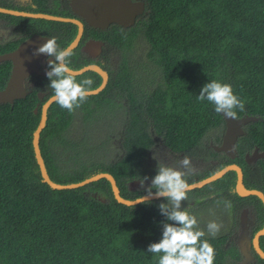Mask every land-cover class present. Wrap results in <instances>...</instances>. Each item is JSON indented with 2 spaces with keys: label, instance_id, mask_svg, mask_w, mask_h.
<instances>
[{
  "label": "trees",
  "instance_id": "1",
  "mask_svg": "<svg viewBox=\"0 0 264 264\" xmlns=\"http://www.w3.org/2000/svg\"><path fill=\"white\" fill-rule=\"evenodd\" d=\"M48 1L28 0L21 5L0 0V7L71 17L48 7ZM141 1L144 14L133 26H115L105 34L86 28L73 50L74 70L98 64L80 51L98 44L96 39L112 46L118 60L114 67L109 61L98 64L108 74L107 85L98 95L88 96L80 108L69 113L55 102L49 107L39 148L55 183H77L109 173L123 198L146 195L148 188L130 192L129 184L149 176L146 158L154 138L175 154L196 156L199 149L201 158H214L206 148L207 138L223 129V117L206 100H197L203 85L212 80L232 85L234 94L247 101L243 112L236 109L237 118H258L237 142L240 156L253 145L264 152V0ZM0 21L12 26L13 35L25 36L0 41V55L35 34L56 36L58 44L67 47L77 33L70 23L2 14ZM88 39L92 40L83 45ZM11 66L0 63V90L7 84ZM84 78L93 80L92 90L101 83L93 72L77 76ZM49 84L44 76L24 98L0 104V264H158V257L147 248L162 238V221L173 223L158 208L166 203L164 198L128 207L114 200L104 179L61 191L42 182L31 140L41 105L52 95ZM78 114L87 121L81 124L90 134L75 129ZM103 117L117 124V130L103 134L107 143L118 133L120 147L113 159H106L112 154L103 153L101 143L92 141L89 124ZM234 178V173L226 174L224 191ZM202 239L215 249L214 264L239 258L233 246L225 248V235L206 234Z\"/></svg>",
  "mask_w": 264,
  "mask_h": 264
},
{
  "label": "clouds",
  "instance_id": "2",
  "mask_svg": "<svg viewBox=\"0 0 264 264\" xmlns=\"http://www.w3.org/2000/svg\"><path fill=\"white\" fill-rule=\"evenodd\" d=\"M58 37L53 36L33 51L34 56L41 54L54 57L47 61L46 76L50 81L47 86L52 90L51 99L69 113L80 108L87 101L92 91L91 78L77 79V72L71 67L73 50L71 47H61ZM199 102L207 101L214 106L216 113H223L225 117L237 118L236 109L243 112L246 100L234 94L232 85L212 80L200 90L197 96ZM155 159V155L153 157ZM190 157L184 156L176 162V166L157 164V174L151 178V187L146 195L136 203H145L150 197L164 198L167 203L158 205L160 213L167 221L161 222L162 238L159 242L149 244L147 251L158 257V264H214L215 249L205 237V230L199 227L197 217L187 208L181 207L182 201H188L191 185L188 182L193 172ZM148 177L140 181L143 186ZM153 189L155 191L153 192ZM221 203L218 201V204ZM226 209L232 207L230 201H222ZM222 223L215 220L208 222L207 235L215 238L219 235Z\"/></svg>",
  "mask_w": 264,
  "mask_h": 264
},
{
  "label": "flooded vegetation",
  "instance_id": "3",
  "mask_svg": "<svg viewBox=\"0 0 264 264\" xmlns=\"http://www.w3.org/2000/svg\"><path fill=\"white\" fill-rule=\"evenodd\" d=\"M26 1L28 2V0ZM20 2L22 4H25L24 1L20 0ZM47 6L54 8L59 12L68 14L71 16V18L80 19L84 24V29L86 28L93 29V27L88 26L86 24V22L83 20V18H81V16H79L73 11L72 0H50L48 1ZM115 26L125 28L122 25L111 23L105 29L103 28L101 29L95 28V29H98L99 33L105 34ZM5 27L9 28V26L8 27L5 26ZM24 37H25L24 35H19V34L17 36L13 35V39L7 40L5 42L21 39ZM91 40L92 39L86 40L83 43V45H85L87 42ZM93 41H96L98 44L92 45L89 50L87 49V52H83L84 56L89 57L90 59H94L96 62H98V64L109 61L111 66L117 65V62H115L116 64L112 63L113 58L116 55V54L114 55V52L116 50H114L112 46L107 45V43L103 40V38L96 39ZM50 59H54V57L46 56L44 60L46 61V67H48L47 61ZM44 76L46 75H42L39 73L31 74L29 77L26 78L27 88L29 90L36 88V86H38L42 82V77ZM81 123L83 125H86L87 121L83 117L82 118L78 117L74 121V126L76 127L78 126V128L80 129L79 134L88 132V129L83 128ZM247 125L242 126L241 128L242 133L237 136L234 145V151L229 154L220 150L223 143V137L225 135V125L221 131L219 130L217 132L216 131L212 132V135H210L207 138L206 148L207 150H210L212 153L215 154L214 158H212L211 155H208V159H205L207 157L201 158L203 154H202V150L199 149H197L196 156H188L184 153L175 154L169 151L167 148L166 149L168 150V152L172 154L190 157L191 161L195 162L194 166L197 164H202V162L213 164L212 168L205 170L203 172H198L197 170L196 172H193L189 177H187L188 182H190V184L211 176L212 174H214L215 172L219 171L220 169H222L227 165H236L241 169L243 175L242 182L244 187L247 189L258 190L264 195V168L261 167L262 162L264 163V152L261 149H259L257 146L253 145L251 149L248 148L245 151H243L242 156H240V154L238 153L237 142L246 136ZM114 129L117 130V124H114ZM154 145H155V141H154ZM162 145L164 146L163 143ZM151 151L152 149L149 150L147 157ZM146 164H147V168L150 170V174L148 176L149 179L146 180L145 182L151 180V178L154 177L157 173V171L154 170V167L149 165V163H147V158H146ZM208 171L211 172L210 175L206 177L201 176V174H204V172H208ZM231 172L234 173L235 178H234V184L230 185V188L228 190L224 191L222 187H224L226 183L224 177L229 172L226 173L219 180L213 182L214 184L210 183L212 184V187L207 188V186L210 185L208 184L201 189H195L193 191H189L188 192L189 200L182 201L181 207L183 209V208H187L190 205L189 211L192 214H194L197 217V219H198V215L204 208H206V211L209 214L212 215H217V213L222 214L223 219L221 223L223 227L221 228L220 234L218 236L225 235L226 236L225 248L229 246H233L239 256L237 260L229 261V264H262L261 261L264 259L260 258L259 255L257 254L253 240L256 237V235L264 228V204L259 198L255 196L239 197L234 192L236 174L233 171ZM254 185H258L260 189L250 187ZM149 187H151V185ZM141 188L144 187L140 185L139 187H135L134 190L132 191L129 190V191L134 192ZM210 199H215V203H211ZM218 201L221 202L230 201L232 207L230 209H226L224 204L222 203L218 204ZM211 204L220 206L221 212L217 211L216 207L211 206ZM257 246L262 252H264V235H260L258 237Z\"/></svg>",
  "mask_w": 264,
  "mask_h": 264
},
{
  "label": "water",
  "instance_id": "4",
  "mask_svg": "<svg viewBox=\"0 0 264 264\" xmlns=\"http://www.w3.org/2000/svg\"><path fill=\"white\" fill-rule=\"evenodd\" d=\"M72 6H73V11L79 16H81V18H83V20L86 22L88 26H91L93 28H100V29L103 28L102 24L104 23H116L117 25H121V22L125 21L132 25L135 22L136 16L139 15L141 12H143L145 8V5L141 0H134V2L131 0H120V2L118 0H106V1L72 0ZM0 14L12 16V17H22V18L39 19L45 21L73 24L77 27V33L74 39L67 46V47H71L72 50H74L79 45L84 32V24L80 19L77 18L53 16L42 13H31V12L7 9L3 7H0ZM93 15L95 16L102 15V16H110V17L108 18L109 20L107 22L105 20L96 21L93 19ZM123 27L128 28L130 27V25ZM47 39L49 38L35 34L24 40L22 43H20L15 50L0 55V63L10 62L12 65L11 73L7 81V84L4 87V89L0 90V104H5V103L12 104L14 100H18L26 96V94L29 91L27 87H26L27 88L26 92L25 90H23V97L21 96V84L24 78L23 71L25 69V75H27L26 78L32 73H37L38 65L31 67L30 64V61L34 60L33 57H35L33 55L34 47L42 45V42H45ZM81 51L87 52V47L84 46L81 49ZM75 71L77 72V76L86 72H93L96 73L101 78L100 85L97 88L93 89L90 92L89 96L98 95L100 92L104 90V88L107 85L108 82L107 72L94 63L88 64ZM54 102L55 101L52 100L50 96L41 105L39 122L32 134V140H31L34 158L38 166L42 182L45 183L47 186H49L52 190L61 191V190H72V189L81 188L91 183H95L104 179L109 183L113 198L118 204L128 207H133L138 204H141L136 202L144 195L132 200L123 198L120 195L114 177L109 173H97L80 182L65 184V185L55 183L49 178V175L46 171L44 160L40 152L39 139H40V133L42 132L46 124L48 109ZM221 115L223 117V121L225 123L226 129H225V135L223 138L222 147L220 148V150L229 154L234 151V145L237 136L242 133V129H241L242 126L247 125L251 122H255L258 120V118L253 116H243L241 118L232 119L225 117L223 113H221ZM231 171L235 172L236 174L234 192L239 197L255 196L259 198L264 204V195L260 191L254 189H247L244 187L242 182L243 175L241 169L236 165H227L222 169H220L219 171L212 174L211 176L203 180L191 183L190 184L191 191L195 189H201L204 186L219 180L226 173ZM140 185L141 183L139 181L131 182L129 184V189L134 190L135 187H139ZM157 199L160 198H156L153 196L150 197L145 202H149ZM260 235H264V228L256 235V237L253 240V243L259 257L264 259V252H262L257 246L258 237Z\"/></svg>",
  "mask_w": 264,
  "mask_h": 264
},
{
  "label": "rangeland",
  "instance_id": "5",
  "mask_svg": "<svg viewBox=\"0 0 264 264\" xmlns=\"http://www.w3.org/2000/svg\"><path fill=\"white\" fill-rule=\"evenodd\" d=\"M15 1L18 2L20 0H15ZM21 1H24L25 4L28 3L26 0H21ZM99 1H106V0H99ZM118 1L120 2V0H118ZM131 1H133V0H131ZM25 4H21V5H25ZM142 14H144V11L136 16L135 21ZM109 17L110 16H102V15L95 16V15H93V19L96 20V21L105 20L107 22L109 20L108 19ZM134 23L131 25V24H129V23L124 21V22H121V25L122 26H129L130 25V27H131V26L134 25ZM110 24L111 23L102 24L103 29L108 27ZM7 25L8 24H6L4 21H0V41L4 42V41L10 40V39H13L12 26H9V28H6L5 26H7ZM45 42H42V44L45 43ZM38 47L39 46H35L34 50L36 48H38ZM114 55H115V52H114ZM33 58H34V60L30 61L31 67H34V66L38 65L37 66V73L42 74V75H46V71L48 70L47 67H46V61H44L45 58H46V55L41 54V55L35 56ZM117 60L118 59L116 58V56H114L112 63L116 64L115 62H117ZM23 72H24V74H23L24 78H23V82L21 84V96L22 97H23V90H25V92L27 90V88H26L27 87V84H26L27 83V80H26V76L27 75H25V69H24ZM79 115L80 114H78L77 117ZM104 119H105V117H103L99 121H96V122H93V123L89 124V126H90V128L92 129V132H93L92 141L93 142L99 141L101 143V145H102L101 148H104L103 153H106L107 155L108 154H112V157H107L106 159H113L116 155L118 156V154H116V151L120 147V140L117 137V133H116L114 136H111V140L109 142L105 143L103 134L105 133V131L106 132L114 131V124H113V122H109L108 121L109 119L108 120H104ZM224 125H225V123H224ZM76 128L77 127L75 126V129ZM225 129H226V127H225ZM88 134H90V132H88ZM154 141H155V145H154V147L152 148V151L150 152V154L147 157V163H149V165L153 166L155 171H157L158 162L159 163H163V164H165L167 166H176V162L184 157V156H181V155H175V154H172V153L168 152V150L162 145V143H161L162 141L160 139L155 138ZM105 144H106V148H105ZM154 155H155V159L153 158ZM191 162H192L193 169H194L193 172H196L197 170H198V172H203L205 170H208V169L212 168V166H213V164H208L206 162L205 163L202 162V164H197V165L194 166L195 162L194 161H191ZM150 185H151V180H149L147 182H144L142 187L148 188ZM166 203H167V201H166ZM211 206H215L216 210L221 212L220 206L214 205V204H211ZM222 219H223L222 218V214H220V213H217V215L209 214L206 211V208L202 209V211L198 215V220H199V224H200L199 226H200L201 229L205 230L206 234H207L206 226H207L208 222H210L212 220H215L218 223H221Z\"/></svg>",
  "mask_w": 264,
  "mask_h": 264
}]
</instances>
